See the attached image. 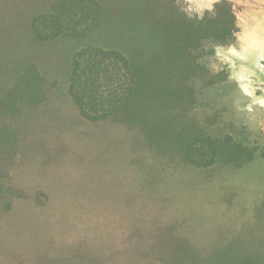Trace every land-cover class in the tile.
<instances>
[{
    "label": "rangeland",
    "instance_id": "374dc122",
    "mask_svg": "<svg viewBox=\"0 0 264 264\" xmlns=\"http://www.w3.org/2000/svg\"><path fill=\"white\" fill-rule=\"evenodd\" d=\"M82 1L0 0V264H219L264 246V130L223 101L202 42L171 81L137 64L131 101L91 121L70 94L74 59L130 56L131 11Z\"/></svg>",
    "mask_w": 264,
    "mask_h": 264
},
{
    "label": "trees",
    "instance_id": "16d2710c",
    "mask_svg": "<svg viewBox=\"0 0 264 264\" xmlns=\"http://www.w3.org/2000/svg\"><path fill=\"white\" fill-rule=\"evenodd\" d=\"M82 2L88 10L99 8L96 0ZM123 3L131 12L123 16L126 12L120 11L121 21L129 23L120 24V33L130 39L124 44L130 56L119 50L88 48L77 53L73 62L70 94L82 115L91 121L113 117L131 101L137 88V64L138 75H147L155 81L154 84L161 77L171 81L178 73L190 70L194 49L203 40H223L230 35L236 18L233 7H239L236 0H220L214 13H206L202 20H197L182 11L183 0H123ZM138 3H142V11ZM69 5L70 1H65L61 7ZM161 7L172 11L164 15V24L158 14ZM154 12L157 15H153ZM92 14L96 22L97 15ZM258 216L254 228L264 234L263 211ZM223 257L219 264H264V246L227 250Z\"/></svg>",
    "mask_w": 264,
    "mask_h": 264
},
{
    "label": "clouds",
    "instance_id": "9594fccd",
    "mask_svg": "<svg viewBox=\"0 0 264 264\" xmlns=\"http://www.w3.org/2000/svg\"><path fill=\"white\" fill-rule=\"evenodd\" d=\"M220 0H183L182 11L202 20ZM234 28L223 40L202 41L197 63L229 85L222 97L245 126L264 130V0H236Z\"/></svg>",
    "mask_w": 264,
    "mask_h": 264
}]
</instances>
